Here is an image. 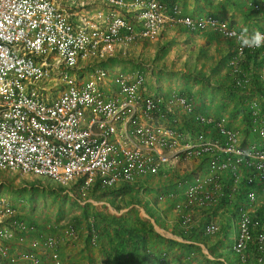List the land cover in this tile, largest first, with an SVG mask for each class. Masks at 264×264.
<instances>
[{"label": "built area", "instance_id": "1", "mask_svg": "<svg viewBox=\"0 0 264 264\" xmlns=\"http://www.w3.org/2000/svg\"><path fill=\"white\" fill-rule=\"evenodd\" d=\"M86 1L0 0V172L46 177L86 194L141 187L148 176L165 180L178 165L196 163L184 185L158 201L173 204L184 234L194 210L223 203L239 218L232 250L240 263L264 264V216L254 213L264 207V94L249 104L255 135L246 140L228 116L198 111L183 93H148L143 69L103 65L167 27L213 31L234 41V89L251 91L255 80L242 64L255 55L264 65V47H242V29L186 15L178 4L90 0L108 8L92 12ZM253 8L264 18L263 2ZM220 230L214 217L204 225L209 236ZM59 247L56 234L0 198V264H63Z\"/></svg>", "mask_w": 264, "mask_h": 264}, {"label": "rangeland", "instance_id": "2", "mask_svg": "<svg viewBox=\"0 0 264 264\" xmlns=\"http://www.w3.org/2000/svg\"><path fill=\"white\" fill-rule=\"evenodd\" d=\"M172 1V4H178L182 7L180 4L182 0L178 2L177 0ZM259 1L264 3V0H241L242 4L249 11ZM225 19L228 21L227 18ZM162 37L163 35H160L153 41L143 42L136 46L129 56L125 58L116 56L104 62L103 65L113 70L133 71L137 68L143 69L146 81H148L149 93L155 95L164 94V96L172 92L183 93L192 99L197 110L202 112V110L208 109L211 112H203L228 116L231 125L238 129L246 140L249 139L250 135H248V132L251 131V126L248 128V124L244 119V108H248L253 99L259 98L260 95L264 94L262 87L258 86L253 91H239L234 90L228 82L224 83L223 88L220 89L214 87L209 82L206 84L204 82L205 80H202V71H198L202 68L200 66L202 64V57L197 63L191 62L194 56L191 51L186 50L187 48H180L179 51H176V53L181 54L184 58L177 60V62H180V65H176L174 63L176 59L173 58L174 62L171 65L173 68L166 69L162 67V62H164L162 60L168 59L170 61L173 59L172 57L166 58L161 54L165 50L168 52L167 48L172 46V44L164 43V41L169 40L171 42L173 40L169 38L165 39V37L163 39ZM225 46L230 48L231 45L226 41ZM227 57L228 55L224 54L220 60L222 69H225L226 62L228 63ZM248 65L250 68V62ZM176 67L180 69L175 70L174 68ZM261 67H264V65L262 64L258 68L257 66L252 67L253 69H257L258 73L251 72L249 68L247 70L251 72L255 80L261 79L264 82V79H262L264 75L260 73V70H263ZM224 72L226 74L225 78L229 79L230 75L227 73V68ZM48 85L55 84L50 82ZM202 89L211 96L208 103L207 101L202 102ZM214 99H216V102ZM194 168V163H188L185 166L181 164L176 167L172 175L164 178L165 180H158L157 176H148L146 178L147 183H141V187L128 186L107 190L98 189L86 194L80 193L77 186L60 185L46 177H37L19 172H0V198L11 201L21 210L27 219L32 220L33 218L34 222L48 234H56L57 238L60 239L59 249L63 261V256H66V260L69 262L74 253L78 257L75 258L78 259L80 264H87L86 262L88 260L89 264L91 259L94 262L97 260L98 263H105L104 256H107L112 250L111 246L108 245V233H104L106 224L102 222L104 220L103 218L105 216L109 217L108 219H111V217H126L131 222L135 219L143 218L150 222L151 217L159 224H163L164 220L158 210H162L166 204H168V208L169 206L172 207V205L166 201H158V196L168 189L178 190V185L182 187L185 183V178L189 177L195 171ZM180 181L183 182L180 184ZM168 208L165 210H168L169 216H174V213ZM221 210L231 214L230 220L225 215H222L223 213H217V216H220L222 225L224 223V226H227L226 236L224 234L225 231H222L223 229L211 236L202 234V217L199 219V216H194V227L197 230V234L194 237L197 236V240H202V243L206 242L207 244H211L208 251L215 259H207L204 256L205 253L202 252L200 254L196 249L186 255L185 258H179V264H220L217 258L222 253L226 257H230L231 260H233L235 255L238 257L232 251V246L235 243L238 232L237 226L239 218L235 216L234 210H228L223 203ZM99 213L103 214L104 217L98 216ZM98 217L102 218V221H99ZM96 223H99L98 225L101 226L102 232L93 233L92 237H90L91 232H95L94 224ZM110 228L109 232L112 233ZM70 229H73V231L70 232ZM95 234L97 237H95ZM223 236L225 239H223ZM94 237L95 240L93 241ZM147 241L150 244L151 242H158L159 239L154 233L149 232ZM158 245L164 250L166 243L161 242ZM165 257L164 262L169 257L168 254ZM47 261L49 262V260ZM182 261L183 263H181ZM178 263L174 262L173 264Z\"/></svg>", "mask_w": 264, "mask_h": 264}, {"label": "crops", "instance_id": "3", "mask_svg": "<svg viewBox=\"0 0 264 264\" xmlns=\"http://www.w3.org/2000/svg\"><path fill=\"white\" fill-rule=\"evenodd\" d=\"M180 0H177V2ZM239 1V2H236ZM87 3H89V8L92 12L97 11V10H108L107 6H104L103 4H98L93 1L87 0ZM168 6L172 4V0H164ZM181 8L183 9L184 14L194 16V17H202L205 15H212L218 18H227L228 21L231 22V24L235 25L236 27L242 29L244 27H247L249 32H253L256 29H261L264 28V18L261 16V14L255 12L254 8L249 11L246 6H244L241 2V0H182L181 1ZM249 11V12H248ZM123 13L127 18L130 20L136 22V14L134 12L130 11H120ZM226 20V19H225ZM261 26V27H258ZM165 33V34H164ZM161 35H163V39L169 38L172 39L173 41L165 40L164 43L167 44H172V46L168 47L164 52H162L161 55H164V57H172V59H176V62L173 60L168 61L167 60H162V67L166 69H171L173 66H171L174 63L176 65H180V62H177L179 59H184L181 54L176 53V51H179L180 48H187L186 50H189L192 52V55L194 56L193 60L191 62L197 63L199 62L200 58L202 57V64L200 65L202 68H200L198 71H202V80H205L206 84L209 82L212 84L214 87L220 89L223 88V84L228 82L229 85H232L233 87V77L231 76V68L229 66V63L226 62L225 69L227 68V73L229 76V79H226L225 76V69H222L221 67V62L220 60L222 57L225 55H228V62L229 58L232 54V51L234 49V41L227 40L223 36L213 32V31H198V32H191L187 30L184 27L177 26V27H167L165 28ZM228 41L233 48L226 47L225 42ZM143 42H150L147 40H143L137 44L130 45V46H125L124 49H121L118 51L116 56H121V57H127L129 56L133 50L135 49L136 46L142 44ZM165 46V44H164ZM162 46V48H164ZM171 48V49H170ZM229 48V49H228ZM170 49V50H169ZM175 52V53H174ZM191 55V56H192ZM115 56V57H116ZM114 57V58H115ZM186 58V57H185ZM256 61V63H255ZM249 62H250V68H249ZM185 64V62H183ZM261 63H263L261 61ZM183 64V65H184ZM259 60L256 58L255 55L247 57V60H245L244 64H242V68L245 71H248L247 69L249 68L251 72L256 71L258 73L257 69H253V66H257V68L260 66ZM189 67V65H188ZM263 70H260V73H263L264 75V67ZM180 69V68H174ZM190 69V68H189ZM113 70V69H110ZM117 70V69H115ZM264 79V76L262 77ZM253 80L255 78L253 77ZM148 81H146V91H149L148 88ZM258 86L262 87V90H264V82L263 80H255V87L253 90H256ZM234 89V87H233ZM235 90V89H234ZM252 90V91H253ZM258 91V90H257ZM264 92V91H263ZM149 93V92H148ZM151 94V93H150ZM155 95V94H154ZM158 95V94H157ZM164 95V94H161ZM218 96V94H217ZM219 97V96H218ZM211 96L208 94L204 89H202V102L208 103L210 100ZM216 102V99H214ZM210 108V107H209ZM213 110V108H212ZM199 111V110H198ZM205 111H210V110H202V112ZM211 112V111H210ZM204 113V112H203ZM251 130V129H250ZM248 130V131H250ZM242 135V133H241ZM248 135H250L249 139L251 140L254 138V133L252 131L248 132ZM195 166V171L198 170V165L194 163ZM121 187V186H120ZM180 188V185L177 186ZM170 190V189H168ZM173 190V189H172ZM172 207L166 204L162 210H158L161 213L162 219L164 220L163 224H159L156 222L153 218L150 217V222L147 221L148 223L152 224L154 226V230L159 233L161 236H163L166 239V245L164 246V250L166 253H168L169 260L171 257L174 259L175 263H178V259L181 257H184L188 253V248L186 249V246L184 247L185 244H192L194 247H191L194 250L197 249L200 254L205 253L204 256L208 259H215L208 251V248L210 247L211 244H207L206 242L202 243V240H194L191 237L188 238L184 236V233L180 230L179 224H178V215L173 209V204L167 201ZM220 205H215L214 208H212L210 211L206 212L205 210H194L193 215L195 217L199 216V219L202 217V220L206 221L210 219L211 217H214L216 219L220 226H222L221 229L222 231H225L224 234L226 236L227 233V226H224V223L222 225L220 216H217V213L219 212L220 214L223 213L222 215H225L227 218L231 220V214H228L224 212V210H221ZM171 210V212L174 213V216H169L168 210L166 211L165 209ZM219 209V210H217ZM202 213V215H201ZM254 213L257 215H263L264 216V207L260 206L258 210H254ZM145 214V213H144ZM147 215V214H146ZM149 216V215H148ZM186 234V233H185ZM206 235L205 233H202ZM113 238V237H112ZM223 239L224 236H223ZM112 242H115L114 240L108 241V245H111ZM152 243V242H151ZM154 247L152 244H149L148 248H150L151 252L154 251ZM109 249V248H108ZM221 249V248H220ZM219 249V250H220ZM233 251V250H232ZM76 254H72V259L66 260V256H63L64 262L63 264H80L78 261V257ZM125 256L123 255V258ZM106 262H101L98 263L97 260L94 262V260H90L89 264H124L123 262L117 260L114 256V253L110 251V253L107 256H104ZM123 258L121 259L123 261ZM190 258V257H189ZM89 261V260H88ZM88 261L86 262L88 264ZM217 261L220 262V264H242L238 260V258L233 257V260L230 259V257H226L225 255L219 254V257L217 258ZM250 263L252 264L251 260H249ZM183 263V261L181 262ZM190 263V261H189ZM47 264H52L51 261H49ZM179 264V263H178Z\"/></svg>", "mask_w": 264, "mask_h": 264}, {"label": "trees", "instance_id": "4", "mask_svg": "<svg viewBox=\"0 0 264 264\" xmlns=\"http://www.w3.org/2000/svg\"><path fill=\"white\" fill-rule=\"evenodd\" d=\"M245 114H244V119L246 123L248 124V128L253 124V118L251 116L249 108H244ZM192 127L194 126L193 123H191ZM128 187V185H123L121 188ZM93 190H98V189H93ZM107 190V189H105ZM98 216H103V214L99 213ZM194 216V215H193ZM263 216V215H262ZM104 217V216H103ZM109 217H104L103 221L102 218L98 217L99 221H102L104 224H106L104 233H108V241L114 240L115 242H112L111 246V251L114 253V256L117 260L123 262L124 264H173L175 261L169 260V257H167L166 262H164V259L166 258V251H163L162 247L158 245V243H163L166 242V239L161 236L159 233H157L154 230V226L147 221L138 218L133 220L132 222L126 218H116V217H111V219H108ZM33 219V218H32ZM110 220V221H109ZM207 223V220L204 221L202 220V233H204V225ZM99 224V223H98ZM97 223L94 224V229L95 232H91V236L93 233L96 232H102L101 226L98 225ZM112 229H111V228ZM194 227V225H193ZM191 228L189 230L190 233L184 234V236L188 238H192L194 240L197 239L196 235V229ZM112 230V233L109 232ZM93 229V228H92ZM149 232H152L156 235V237L159 239L157 242H152L153 246H155L154 251L151 252L149 246V242L147 241L148 239V234ZM113 237V238H112ZM194 237V238H193ZM186 246V249L188 248V253L193 252V249L191 247H194L192 244H185L184 247ZM123 255L125 256L123 258V261L121 260ZM250 261L247 262L249 264Z\"/></svg>", "mask_w": 264, "mask_h": 264}, {"label": "clouds", "instance_id": "5", "mask_svg": "<svg viewBox=\"0 0 264 264\" xmlns=\"http://www.w3.org/2000/svg\"><path fill=\"white\" fill-rule=\"evenodd\" d=\"M239 42L242 47H264V33L257 30L249 34L248 28L244 27L241 30Z\"/></svg>", "mask_w": 264, "mask_h": 264}]
</instances>
